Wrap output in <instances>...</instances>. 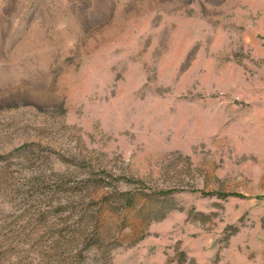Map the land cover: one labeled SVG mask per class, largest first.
Returning a JSON list of instances; mask_svg holds the SVG:
<instances>
[{"label":"rangeland","instance_id":"1","mask_svg":"<svg viewBox=\"0 0 264 264\" xmlns=\"http://www.w3.org/2000/svg\"><path fill=\"white\" fill-rule=\"evenodd\" d=\"M0 264H264V0H0Z\"/></svg>","mask_w":264,"mask_h":264}]
</instances>
